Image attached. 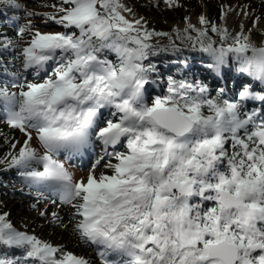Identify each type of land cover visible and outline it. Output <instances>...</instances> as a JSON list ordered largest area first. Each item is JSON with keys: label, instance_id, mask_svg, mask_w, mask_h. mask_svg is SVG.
I'll return each instance as SVG.
<instances>
[{"label": "snow or ice", "instance_id": "6c2138e0", "mask_svg": "<svg viewBox=\"0 0 264 264\" xmlns=\"http://www.w3.org/2000/svg\"><path fill=\"white\" fill-rule=\"evenodd\" d=\"M120 8L119 0H60L59 15L48 19L65 31L31 36L21 57L34 80L13 82L18 92L0 87L6 122L27 139L0 163L72 204L74 231L95 246L101 264H264V120L240 103L264 95L245 86L237 101L213 99L199 81L170 78L167 95L148 104L154 66L143 62L156 54L154 34ZM211 31L229 39L224 29ZM232 39L216 47L207 30L195 37L213 57L212 71L232 54L240 72L264 84V47ZM104 50L118 63L102 58ZM93 138L103 153L86 182L76 181L65 162ZM105 159L110 174L96 176ZM0 249L23 250L0 255V264H89L70 253L58 258L60 249L19 231L7 214H0Z\"/></svg>", "mask_w": 264, "mask_h": 264}, {"label": "rangeland", "instance_id": "374dc122", "mask_svg": "<svg viewBox=\"0 0 264 264\" xmlns=\"http://www.w3.org/2000/svg\"><path fill=\"white\" fill-rule=\"evenodd\" d=\"M15 2L21 5L19 9L10 7L7 0H0V11L17 22L16 27L7 28L5 18H0V68L6 70L4 72L6 73L5 81L0 82V87L7 85L10 93L19 91L11 87L13 82L24 83L34 80L32 70L23 69L21 57V51L27 46L31 36L35 32L44 34L65 31L62 26L48 19L50 15H59L56 9L60 6V0H15ZM119 2L121 14L125 19L133 23L139 21L142 31L153 33L152 37L156 40L160 39L172 45L171 50L177 55H186L187 60L182 63L186 69L192 66L208 67L209 64H205L206 59H212L213 62V57L209 53L199 51V43L195 40L198 31L207 30L216 47H226L232 44L234 42L232 38L236 36H239L243 43H250L257 48L264 47V0H119ZM207 6L211 9L216 7L220 9L218 18L211 21L210 27L207 24ZM201 18L204 19V24H201ZM213 25L218 29L226 30L229 37L226 42L221 41L219 36L211 31ZM25 26H30V31L26 30L20 35L19 29ZM190 28L195 31H191ZM187 35H191L193 40L189 41L186 38ZM243 37H247L248 40L244 41ZM176 48L180 51H174ZM114 54L116 55L115 52ZM227 61L232 64L236 62L232 54L226 57ZM239 66L238 63L235 65V67ZM228 67V63H225L220 68L229 70ZM235 74L238 75L240 81L245 82L241 88L248 86L254 94L264 95V87L261 88L259 82L252 80V77L246 73L236 72ZM248 78L250 81L247 80ZM230 80L231 77L228 78V87L231 88L232 81ZM150 81L152 83L146 86L145 93V100L148 104H151L156 97L167 95L165 92L155 96L150 94L149 90L158 88L162 80L153 78ZM198 81L208 87L209 98L239 100L240 90L226 95L220 92L221 88L215 87L207 79L201 77ZM240 103L243 112L258 113L257 122L264 120V101L246 99ZM6 120L0 123V148L7 152V160H9L11 155L18 153L27 137L18 128L10 127ZM32 136L31 145L38 147L35 133H32ZM93 140V145L83 155L74 157L70 162H65V167L76 181L86 182L89 172L92 171V165L103 153V145L95 138ZM228 148L231 151V141L228 142ZM119 150L125 151L122 147ZM58 159L64 162L62 156ZM5 163L6 170L18 173L17 169L10 168L8 163ZM106 163H108L107 159L100 162L95 172L96 176H99L101 172L110 174V170L105 167ZM14 191V193H9L6 202H0V214H7V218L19 231L60 249L61 251L56 254L58 258L63 253H70L83 258L89 264H101L95 246L82 241L74 231L75 220L70 219L74 213L72 204L61 203L58 193L30 185L24 178L15 184ZM16 250H20L21 254L23 252L21 249Z\"/></svg>", "mask_w": 264, "mask_h": 264}, {"label": "trees", "instance_id": "16d2710c", "mask_svg": "<svg viewBox=\"0 0 264 264\" xmlns=\"http://www.w3.org/2000/svg\"><path fill=\"white\" fill-rule=\"evenodd\" d=\"M137 1V0H136ZM139 2V1H138ZM220 14L219 8L211 9L209 6H207V24L208 26H211V21L213 19H217ZM5 18L4 22L8 27H16L17 22L15 19L9 18L6 14L3 13V11H0V18ZM8 20V21H7ZM10 30V29H9ZM77 31L78 30H74ZM150 44L154 45L155 48V55H150L147 60H145L143 63L145 65L151 64L154 66V71H150L148 73V79L158 78L162 80V83L158 84V88H151L149 90V93L153 96L160 95L161 92L167 93L168 89V82L171 78L175 81H181V80H187L189 82H196L201 77L207 79V81L211 84H213L217 88L223 89V93L226 95H229L230 93L234 94L236 91L240 90L242 91L243 88H241L242 85L245 84V82L240 81L239 77L236 72H240L238 69L239 67H235L237 64L236 62L234 64L227 61L229 67L227 69L220 68L219 73L216 72L213 73V71L208 68L207 66L201 67V66H192L186 69L182 63H184L187 59L186 55H177L174 53L171 48H173L172 45H168L167 43L162 42L160 39L156 40L154 37L151 38L149 41ZM179 54V53H178ZM102 58L110 60L114 63H118L117 56L114 54V52L109 50H104V52L101 54ZM212 59H206L205 64H212ZM222 69V70H221ZM6 71V70H5ZM3 69L0 68V82L5 81V75L6 73ZM4 74V75H3ZM231 77L232 81V87H228V78ZM221 79V80H220ZM247 80L250 81L248 78ZM252 80H254L252 78ZM229 81V82H230ZM255 82H259V86L261 88L264 87V84H262L258 80H254ZM4 120H6V113L3 110V107L0 106V123H2ZM0 159L7 160V152L4 150H1L0 148ZM6 163H0V202H6L8 199H6L10 194L14 193V186L19 181L22 180L23 177L19 175V172L12 173L10 170L5 169ZM0 255H7L9 257H19L22 256L20 250H6V249H0Z\"/></svg>", "mask_w": 264, "mask_h": 264}]
</instances>
